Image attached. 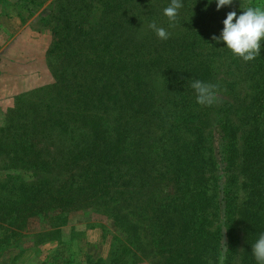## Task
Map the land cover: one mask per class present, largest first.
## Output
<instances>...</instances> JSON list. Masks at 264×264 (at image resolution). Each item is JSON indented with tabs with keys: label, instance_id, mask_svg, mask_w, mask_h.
Here are the masks:
<instances>
[{
	"label": "trees",
	"instance_id": "1",
	"mask_svg": "<svg viewBox=\"0 0 264 264\" xmlns=\"http://www.w3.org/2000/svg\"><path fill=\"white\" fill-rule=\"evenodd\" d=\"M169 3L55 0L43 19L55 82L17 97L0 127L4 169L31 174L30 181L11 173L0 180V246L23 237L30 219L42 225L35 237L51 236L70 214L93 208L121 228L120 253L139 249L143 233L154 238L162 264H217L224 230V264H257L251 247L264 233V41L261 54L245 62L212 39L227 13L241 14L248 0L220 10L216 0H181L174 22L163 13ZM152 22L170 37L159 39ZM215 68L225 71L221 84ZM195 80L216 85L217 105L197 103ZM212 126L220 133L218 159L205 152ZM52 136L72 149L51 151ZM158 184L169 193L155 192ZM218 199L222 222L212 229ZM120 253L115 264L135 256Z\"/></svg>",
	"mask_w": 264,
	"mask_h": 264
},
{
	"label": "rangeland",
	"instance_id": "2",
	"mask_svg": "<svg viewBox=\"0 0 264 264\" xmlns=\"http://www.w3.org/2000/svg\"><path fill=\"white\" fill-rule=\"evenodd\" d=\"M248 1L249 6L264 5V0ZM55 9V0H0V127L6 124L9 111L16 107L17 97L55 82L46 61V51L52 37L43 21ZM178 13H181V9ZM97 16L98 13L95 11V16L92 19ZM158 26L160 27V25ZM138 33L135 38L140 39L143 27H139ZM64 61L67 62V60ZM214 72L215 82L221 84L225 79V71L222 68L219 70L215 68ZM150 81L153 82L155 88L161 86L160 81L153 75H151ZM237 89L240 96L246 92L242 86ZM217 104L218 102L214 105ZM176 136L177 134H174V137ZM242 137L243 130H240L237 135L239 147L242 144ZM57 138L58 140L54 136L49 138L54 142L51 151L57 149L70 151L72 149V145L64 137L57 136ZM165 139L169 138L165 137ZM220 143L219 129L216 126L206 128L204 135L206 154L212 153L215 159H218L216 155ZM4 161V157H0V180L7 173L20 175L26 181L31 180L30 172L24 170L6 171ZM50 177L55 178V175ZM238 177L237 202L238 206L243 208L245 192L240 187L243 179L241 175ZM153 188L155 192L169 193L170 191L169 187L165 188L161 184L155 185ZM146 196L150 198L151 207V195L146 194ZM147 197L144 199L147 200ZM217 204L219 216L217 215L213 219L212 229L220 227L222 222V212L220 211L222 201L218 199ZM98 211L100 210L89 208L70 214L67 221L51 236L35 237L37 232L42 230V225L37 219H30L27 227L23 230V237L19 236L11 243L1 244L0 264H115L113 259L119 255L122 245L125 244V241L121 244L120 242L125 237L121 228L118 229L112 218L102 215ZM143 211L146 219L149 220L150 215L146 214L147 211L144 208ZM129 218L134 228L140 227L141 229L139 220H136V214H130ZM222 233V241L225 243L224 230ZM140 236V248L132 249L126 246V251L120 253L121 256L130 259L133 256L130 254L134 253L135 256L132 257L129 264H162L163 258L156 252L152 244L154 238L150 234L141 233ZM241 248L242 242L238 246V252H241Z\"/></svg>",
	"mask_w": 264,
	"mask_h": 264
},
{
	"label": "clouds",
	"instance_id": "3",
	"mask_svg": "<svg viewBox=\"0 0 264 264\" xmlns=\"http://www.w3.org/2000/svg\"><path fill=\"white\" fill-rule=\"evenodd\" d=\"M232 4L233 0H216L217 10ZM182 7L181 0H170L163 13L169 21L174 22ZM223 25L220 36L212 37L214 41H223L234 55L242 58L245 62L252 61L261 54V41H264V5L247 6L239 15L236 11H230L227 13L226 19L223 20ZM148 27L161 40H167L171 35L165 28L158 27L155 22L149 24ZM191 87L196 92L198 104L212 106L217 102L216 85L195 80L191 83ZM228 251L227 245L222 241L221 249L217 254V264H224ZM251 251L257 264H264V233L259 235L252 245Z\"/></svg>",
	"mask_w": 264,
	"mask_h": 264
}]
</instances>
